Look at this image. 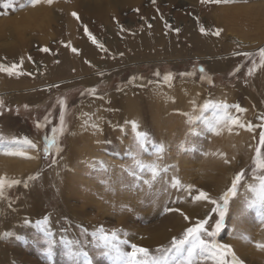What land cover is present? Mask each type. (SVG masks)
<instances>
[{
	"label": "rangeland",
	"instance_id": "obj_1",
	"mask_svg": "<svg viewBox=\"0 0 264 264\" xmlns=\"http://www.w3.org/2000/svg\"><path fill=\"white\" fill-rule=\"evenodd\" d=\"M160 1L155 0L154 3L153 0H133L120 4L118 0H111L109 17L122 16L121 23L124 25L122 28L147 25L149 34L153 30V22L156 18H159L161 24L163 23L162 29L173 30L172 26L177 22L174 18L175 12L183 11L188 13L187 17L192 21L198 20L199 29L201 26L206 29L207 25L213 32L221 29L223 41L231 47L225 50L224 42L220 41L219 51L216 54L199 53L200 51L191 49V45L187 44L188 35L183 34L178 36L179 45L189 47L184 58L157 56V59L137 61L129 59L121 47L123 46L121 37L114 40L115 51H113L111 38L100 36L97 30L94 35L92 34L97 43H93L92 38L86 33L87 40L95 47L103 45V48H111L112 51L104 50L109 58L102 56L95 61L93 55L89 57L82 53V45L75 42L78 52L84 54L88 62H97V64L84 74L51 78L50 81L43 79L45 78L43 69H37L43 67L44 62L35 54L36 50L42 48L47 38L49 43H53L51 48H55L58 37L56 29H60L62 24L59 13L63 16L56 3L63 2L67 5L71 4L70 0H53L51 4L41 0L36 5H32L29 0H14L8 7H4L5 0H0V28L14 32L15 29H19L24 32L26 39L28 38L26 40L28 44L18 41L19 37L1 39L0 48L14 47L16 52L20 50L26 55L30 54L32 58L30 63L35 66L36 78L40 75L37 79L39 82H35L36 85L34 83L23 90L7 89L4 79L0 78V98L5 102L0 118L11 119L13 127L22 137L38 145V149H32L25 143L1 144L5 151L19 150L37 158L38 164L33 171L13 178L30 183L28 177H37L61 162L72 164V168L67 172L74 176L65 178L66 184H62L63 188L58 192L65 208L72 209L69 216H64L62 219V228L57 229V220L47 215L40 220L47 217L48 227L55 233L56 245L53 248L52 258L49 259L44 252L47 245L38 227L39 220H36L24 223L32 231L31 233L21 236H15L11 232L8 234L9 238L6 242L11 252V259L7 260L8 264H69L61 236L83 241L82 247L91 256L93 264H117L114 254L101 256L98 253L96 248L98 241L91 234L101 225L107 231L117 230L120 238L127 240L129 244L151 248L152 255L159 256L160 253L156 250L171 248L173 241L172 238L167 244L165 240L168 237H164L169 234L164 227L167 224L168 213L171 212L166 209H173L174 214L175 209L186 208L189 203L193 204L195 202L193 197L199 190L207 192L209 196L214 194L210 198L220 200L232 186L236 174L242 170L245 173L244 178L238 186L237 195L229 201L225 227L216 240L221 244L231 245L236 256L244 264H264L260 260L264 257V250L256 246L258 242L263 243V241L246 240L245 234L235 237L222 236L227 228L233 229V226H230L231 221L236 222L235 226L241 225L243 228L242 218L240 216L234 218L237 203L244 205V212L252 217L250 224L252 223L253 227L260 226V230L264 231V222L261 221L258 209L248 207V202L254 197L248 189V185L256 183L254 170L255 175H264V171L256 169L255 166L257 148L261 149V155L264 156V146L260 145V133L264 132V67L259 66V49L264 48V35L261 34L264 33V0H220L218 3L215 2L209 11L206 10V0L203 4L200 3L201 0H196L198 2L176 0L172 9L168 11L163 10V7L168 6L167 1H163L162 4ZM155 4L157 5L153 6ZM194 4L199 5L198 8ZM85 21L82 25L80 19L76 20L77 28L83 27ZM67 27L66 24L63 25L61 33ZM178 28L180 30L183 28L182 21H179ZM31 29L36 31L32 37ZM75 32L82 35L80 28ZM179 32L175 34L178 35ZM247 53L252 55L248 56ZM54 55L58 58L61 53L55 51ZM5 57L6 53L0 54V63L9 65L5 62ZM104 59L111 62L110 66L104 63ZM118 59L120 63L116 64L114 61ZM253 62L257 67L253 74L249 75ZM94 67L99 71L97 72ZM26 72L33 76L32 69H26ZM169 72L174 74L173 79L166 82L164 76ZM182 73H194V75H181ZM2 78H5L4 74ZM91 89L96 90L95 94L90 91ZM18 95L27 97L18 100L16 97ZM28 98L34 99L28 100ZM61 98H66V109L59 103ZM92 102H105L103 106L109 108L105 110V115L100 113L97 117L94 114L97 120L91 117L92 120L97 121L96 124L91 119L87 120L90 124L85 125L84 133L81 134L88 140L84 143L82 138L75 140L72 135L76 127L78 109L82 107L85 109ZM209 102L239 105L245 111H239L235 107H230L228 111L232 116H238L245 127L231 126L229 131V125L221 124L214 129L212 124L222 113L212 108L205 110L203 106ZM25 105L27 107H24ZM128 106L133 108L130 109ZM98 110L102 109L98 108ZM62 114L65 119V131L60 135L54 132V129L60 127ZM132 121L139 125V131L148 132L151 137L150 142L139 151L138 158L146 163L156 161L162 169H166L160 173L151 188L145 183L151 178L150 172L147 169L130 167L133 165V156L138 152L135 136L132 135V132H136ZM37 124L42 126L37 127ZM94 124L98 127L94 128ZM141 126H144L145 130L141 129ZM130 137L134 138L132 143L129 142ZM53 138L56 144L52 145L51 154L45 155L44 148ZM161 143L165 146V151L157 161V146ZM84 144L87 146L84 147ZM57 146L62 148L59 154L55 150ZM5 151H0V157L27 159L22 156L6 155ZM77 159H81L80 162ZM101 161L107 166L106 169L101 165ZM225 165L228 166L229 171L225 185L221 186L220 181L218 185L217 175L218 170ZM123 173L129 178V182L125 184L117 180L118 177L124 176ZM175 179H179L182 186L173 187ZM20 185L7 189L4 197L16 200ZM187 185L194 187L189 190ZM47 203L45 209L51 211V204ZM218 218V214L212 212L209 225H214ZM69 219L77 220L73 223ZM195 221V223L192 221V224L190 222L186 227L189 225L192 227L198 219ZM178 225L174 226L173 232L177 240L183 239L184 235L181 234L185 233ZM67 227H71L74 234H67L68 231L63 230ZM84 229H87V233ZM244 241L249 243L252 249H257L259 255L253 256L250 251L248 253L239 243ZM122 250L131 249L125 245L122 246ZM182 259L183 257H178L174 253L169 254V260L174 264H180ZM211 261L215 263L214 260L208 259L200 260L198 264H210ZM80 264H87L83 257L80 258Z\"/></svg>",
	"mask_w": 264,
	"mask_h": 264
},
{
	"label": "bare ground",
	"instance_id": "obj_2",
	"mask_svg": "<svg viewBox=\"0 0 264 264\" xmlns=\"http://www.w3.org/2000/svg\"><path fill=\"white\" fill-rule=\"evenodd\" d=\"M130 1H133V0H118V3L125 4L126 2H130ZM163 1H167V3H168V6L163 7V10L168 11V10L172 9L176 0H161L160 1L161 4L163 3ZM198 1L195 0V2H198ZM70 2H71V4H67V5L63 2H57V3L55 2L56 5H59V7H60L58 9L63 13V16L61 13H59V19L62 20V24H61L60 29H56V31L58 32V35H57L58 37H57V42H56L55 48L54 49L51 48L53 43H49L48 38H47L44 40L45 44L41 46L42 48H40L39 50H36L37 53L35 55L38 57H41L42 61L44 62L43 67H41V68L36 67L39 70L43 69L45 71V73H44L45 78H43V79H50V81H51V78H55V79L57 78L58 79V77L84 74L93 65L97 64V62H94V63L88 62L85 59V55L82 53L87 54V56H89V57H91L93 55L95 57V61H97L99 59V57H102V56L106 57L107 59L109 58L108 54L104 50H111L112 51V49L111 48H100L99 46L95 47V46L91 45L90 41L87 40V35H86L87 32H85V30H84L85 25L87 26L88 30L93 35L95 34L94 32L95 31L97 32V30H98V33L100 36H108V38H111V42H112L111 46L113 48V51H115V48L113 46L114 40L121 37L123 39L122 40L123 46H121V47H123V50L128 55L130 60L136 59L137 61H141L144 59H146V60L147 59H150V60L151 59H157V56H159L158 58H176V59L177 58H184L185 57L184 55L186 54V50L189 49V47L187 48V47L179 45L178 36L183 35V34L188 35L187 44L191 45V49H195L197 51H200L199 53H205L208 55L216 54L219 51V42L220 41L224 42L223 41L224 36L222 34H220L219 36L214 35L213 34L214 32H213L212 28L209 27V25L206 26L207 34L202 33L198 27V20L195 19L194 21H192L191 19H189L187 17L188 13L186 14V12H183V11L175 12L174 18L177 22L172 26V27H174L173 30L162 29L161 25L163 23L161 24V21L158 20L159 18L158 19L156 18V20L153 22L154 23V25H153L154 26L153 27L154 34H153V30L148 34L149 29H148L147 25H144V24L142 26L138 25V26H136L138 28H136V27L130 28L129 26L126 28H122V27H124V25L121 23V21L123 19L122 16L119 15V16L109 17V12L111 11V8H112L111 7V0H100V1L90 0L88 2L86 0H70ZM200 3L203 4L204 2L203 3L200 2ZM205 3H206V10H208V11L215 4V2H207V0ZM156 5L157 4H155L153 6H156ZM189 6H190V4H189ZM191 6H193V5H191ZM198 6H196V7L198 8ZM84 8H85V10H83ZM239 8H241V7H239ZM64 11L66 13H64ZM242 11H245V10H242ZM74 12L79 15L80 20L82 21V25H83L84 20H86L84 26L79 27L82 35H79L75 32V30L79 29V28H77V25L75 22L77 19H75V17L72 15V13H74ZM131 16L132 15H130V17ZM33 19L36 21L35 18H33ZM41 20H42V18H41ZM50 20H51V18H50ZM179 21L183 22V28L180 30V32L177 35V34H175L176 33L175 29L178 28ZM28 23H29V21H28ZM41 23H42V21H41ZM65 24L68 27L65 31H63L61 33V29L63 28V25H65ZM261 25H263V24H261ZM15 30L17 31V32L15 31L16 33L13 30L4 31L3 29L0 28V40L8 38V37H19L20 39H18V41H20L24 44H28V42H26V40H28V38L26 39L24 32L19 30V29L18 30L15 29ZM35 34H36V31L33 29L31 31L30 35L32 37ZM261 34L264 35L263 32H261ZM75 42L77 44L80 43L82 45V50H81L82 53H79V52L74 53L72 51L73 47L77 48V44L75 46ZM114 44L119 45L117 43H114ZM224 44L225 45L223 46V48L225 50H227L231 47L226 42H224ZM44 47H48L50 49V51L49 52L42 51V49ZM15 49L16 48H14V47L10 48V49L0 48V54L6 53V57L4 58V60L9 65H11L13 63L19 64L20 60L23 59V65L19 69V71L23 74L8 75L7 73L0 72V78L4 79L3 82H4L7 89L23 90V89H26L28 87H31L32 84H34L35 82L38 83L39 81L37 79H39L40 75L36 78V73L34 72L35 66H32L30 63V60L32 58L28 59L30 54L26 55L23 51H20V50H19V52H16ZM55 51H59L61 53V55L58 58H56L54 55ZM101 60H102V58H101ZM103 61L107 66H110L111 62L106 61L105 59ZM114 62H116V64L120 63L119 59H118V61H114ZM34 64H35V62H34ZM26 69H30V70L32 69L34 73H31V74L33 76L29 75L28 72H26ZM95 69H97V72L99 71L98 68H95ZM40 73H42V72H40ZM3 74H4L5 78H2ZM97 74L98 73H96V75ZM95 77H97V76H95ZM83 78H85V77H83ZM77 79H79V78H77ZM52 80L54 81V79H52ZM63 80H64V78H63ZM81 81H82V79H81ZM37 83H35V85ZM128 93H129V91H128ZM128 93H127V95H129ZM42 94H44V93H41V95ZM39 95H40V93H39ZM16 97H18L17 98L18 100H22L23 98H26L27 96L25 97L24 95H20V96L18 95ZM32 99H34V98H31V99L28 98V100H32ZM116 101H117V99H116ZM104 103L92 102L91 104L89 103L90 106L86 107L85 109H84V107L78 109L76 127H75V130H74L73 135H72L73 139L78 140V139L82 138L84 143L88 142V140L85 138V136H82L81 134L85 128V125L90 124V123L89 124L87 123V120L90 121V119H91V121L96 124L97 121L95 122L91 118V117H93V119H94L96 117V116L94 117V114L97 115V114L101 113V114L105 115V110H107L109 108V106L108 107L103 106ZM95 107H97V109H95ZM128 107H130V109L133 108L132 106H128ZM98 108H100L102 110H98ZM97 117H98V115H97ZM1 118H0V136L3 137V140H0V151L1 150L5 151L3 149V146H1V144L5 143V142H8L9 144L16 143V145L23 144L24 143V141H23L24 137H22V135H20L18 133V131L13 127V123H12L11 119H4L3 120ZM95 119L97 120L98 118H95ZM141 129L145 130V127L141 126ZM86 131H89V130H86ZM133 134L135 136L136 132H132V135ZM82 139H81V141H82ZM133 141H134V138L130 137L129 142L132 143ZM86 146L87 145L84 144V147H86ZM71 153H73V152H71ZM32 157H35V155H32ZM63 160H65V159H63ZM77 160H78V162H80L81 159H77ZM37 164H38V162H37L36 157L34 159H24V158L22 159L20 157L13 159V158H6L5 156L0 157V175L7 174V176L9 178L21 177L25 173H27L29 171H33L37 167ZM66 164L64 162H61L60 164L56 165L54 168L47 169L46 171H44L43 173L38 175L36 177V179L31 180L30 183L27 182L28 187H24L23 184H22V186L20 185L18 188L19 193L17 194L18 196H17L16 200H10V199L5 198V197L3 199H0V264H8L9 259H11V252H9V250H8L9 247L7 246V242H6V239L9 238L8 234L11 232V234H14L15 236H21L22 234H28V233L32 232L29 229V227L24 224L26 220L30 221V222L36 221V220L40 221L42 219V217L47 215V216H49L51 218H55L57 220V223H58V226H56V227H58L57 229L62 228V219L64 218V216L68 217L70 210H72V209H69V207L65 208L64 203H63V199L60 198V195L58 193L63 188L62 184H66L65 178H67V177L73 178L74 177L72 175H69V173L67 172V170L70 171V169L72 168V164H68V163H66ZM227 167L228 166L225 165V166H222L218 170V175H217L219 177L218 185H219V181L221 183V186L225 185L224 183L226 181V176H227V173L229 171V168H227ZM77 174H79V173H77ZM117 180L123 184H125L126 182H129V178H128V176H126V174H124V176L122 175L121 177H118ZM77 181H79V180H77ZM216 182H217V180H216ZM127 184H129V183H127ZM252 184H254V183H252ZM57 187H59V190H57ZM122 188H123V186H122ZM119 191H116V192L118 193ZM213 195L210 194V197ZM47 202H49L51 204V207H52L51 211H48L47 208L45 209L46 204H48ZM240 204L241 203H237L235 205L234 214H236V216L234 215V218H236L237 216H240L242 218L243 228H241V225L239 227L235 226L236 222L231 221L230 226H233V229L230 230V227L227 228V230L222 234V236L231 235V236L235 237V236L245 234V235H247L246 240H252L253 241L254 239H257V240L263 241V243H264V231L260 230V226L257 227V225H255L253 227L252 223L250 224L252 217H250L248 214H246L244 212V210H243L244 205H242V204L240 205ZM212 207H213V205L209 201H204V200L196 201L195 200V202H193V204L189 203L186 208L185 207L179 208V211L177 213H175V211H174V214L172 213V211L169 212L167 224H165V227H164V229L167 231V233L169 232V234L164 236V237H166V236L168 237V238L166 237L167 238L165 240L166 243L168 244V241H170V239L172 240V238H175L173 236V232H174V226L176 224H179L178 227L180 228V230H181V228H183V231L182 230L181 231L185 232L186 229L189 228L190 225L188 227H186V226L188 224H190V222L192 224V221H194V223H195L196 222L195 220H197V219L203 220L206 217H211ZM257 212H259V211L257 210ZM185 216L189 217V219L186 220ZM70 220L71 219H69V221ZM75 221L71 220L70 222L75 223ZM79 228H80V226H79ZM175 229H177V227H175ZM63 230L65 232L68 231L67 234H70V233L74 234V230H72L71 227L64 228ZM166 231H165V233H166ZM176 232H175V234H176ZM5 234H7V235H5ZM178 234L180 235V233H178ZM181 235H184V234H181ZM179 238H180V236H179ZM239 243L248 253L250 251L253 256L259 255V254H257L258 250L252 249V247H250V244L246 243V241H244L243 243L242 242H239ZM263 250L264 249H262V251ZM263 253H264V251H263ZM260 260H261V262L264 263V257ZM204 264H207V263H204ZM210 264H215V263H213L211 261Z\"/></svg>",
	"mask_w": 264,
	"mask_h": 264
},
{
	"label": "snow or ice",
	"instance_id": "obj_3",
	"mask_svg": "<svg viewBox=\"0 0 264 264\" xmlns=\"http://www.w3.org/2000/svg\"><path fill=\"white\" fill-rule=\"evenodd\" d=\"M14 0H5L4 7L10 6ZM32 5H36L41 2V0H29ZM47 3L51 4L53 0H46ZM155 2V0H153ZM201 2H205V0H201ZM207 2H220V0H207ZM77 20L80 19L77 13H72ZM171 27V25H166ZM85 32L88 33L89 37L92 38L93 43H97L96 38L92 35V33L88 30L87 26H84ZM176 32H179L180 29L176 28ZM200 31L202 33L207 34V30L201 26ZM221 29H216L213 33L216 36H219L221 33ZM70 46V45H69ZM103 48V45H100ZM44 52H49L50 49L48 47H44L42 49ZM74 53L79 50L75 47L72 48ZM122 55V54H121ZM246 55L251 56V53H247ZM260 55V67H264V48L259 49ZM28 59H31L29 56ZM23 65V59L20 60L19 64L13 63L11 65H5L0 63V72L7 73L8 75H20L23 74L19 71L21 66ZM257 67L256 63L253 62V68L249 69V75L253 74V71ZM204 71V69H201ZM102 74V73H101ZM30 75V73H29ZM159 75V73H157ZM173 73L169 72L164 76V80L166 82H170L173 79ZM181 75H194V73H182ZM135 79V78H133ZM93 94H95V89L90 90ZM59 103L67 108L66 98H61ZM5 106V102L3 98H0V114H2V110ZM24 107H27L25 105ZM230 107H235L239 111H245L240 108L239 105L231 106L227 102H219L206 103L203 108L207 110L208 108H212L216 110L218 113H222L219 115L216 121L212 124L214 129L218 128L221 124L229 125V131H231V126H239L245 127L244 124L240 122L238 116H232L228 109ZM191 122V120L189 121ZM132 126L136 130L135 140L137 144L138 152L133 156V165L130 167L147 169L150 172L151 178L146 180L145 183L152 187L153 182L160 176L162 171H166V169H162L158 162H150L146 163L143 160L139 159V151L143 150L144 147L150 142L151 137L148 132L139 131V125L132 121ZM65 119L62 114L60 117V127L54 129V132L62 135L65 131ZM42 125L37 124V127H41ZM93 127H98L97 125H93ZM249 130H251V126L249 125ZM0 140H3V137L0 136ZM154 143V141H152ZM24 143L32 148L38 149V145L35 144L32 140L28 138H24ZM53 144H56L55 138L51 140L47 147L44 148L45 155L51 154V147ZM260 145L264 146V132L260 133ZM56 153L59 154L62 151V148L59 146L56 147ZM165 151V146L163 143L157 146V161L160 159L162 154ZM6 155L13 156H22L27 159H34L35 157L28 156L26 152L7 149L5 151ZM225 155V154H221ZM55 163V161H53ZM105 169L107 166L103 161L100 162ZM255 166L256 169H260L264 171V156L261 155V149H256V158H255ZM244 171L237 173L232 186L223 194L220 200L211 199L209 194L203 190H199L198 194L193 197L194 200L200 201H209L215 207L212 208V212L218 214V219L215 220L214 225H209V220L211 217H206L203 220H198V222L186 229L184 233L183 239L177 240L173 238L171 248H158L156 251L160 253L159 256L152 255V250L138 246L136 244H129L127 240H122L118 235L117 230L107 231L103 225L99 226L97 230L92 232V236L96 238L98 243L96 244V248L98 250L99 255H115L117 264H174V262H170L169 254L174 253L178 257H183L180 260V264H198L200 260H208L212 259L215 261V264H244L242 260H240L235 252L233 251L231 245L221 244L216 240V237L220 233V231L225 227V217L228 214L229 209V201L231 198L235 197L238 192V186L241 180L244 178ZM36 177L30 176L28 180H34ZM254 180L256 183L248 185V189L251 193L254 194V197L248 202V207H256L260 213L261 221L264 222V175H255L254 170ZM108 184L107 181H105ZM23 184L24 187H28L27 182L16 179L9 178L7 174L0 175V199H3L5 196V191L17 185ZM173 187L182 186L179 179H175V182L172 185ZM194 186L187 185V188L191 190ZM189 194L190 191H189ZM166 211H173V209H166ZM175 211H179V209H175ZM185 219H189V217L185 216ZM29 223V221H25ZM38 227H40L41 232L44 235V243L47 247L44 249V252L48 256L49 259L54 255L53 248L56 245L55 233L51 231L48 227L49 219L45 217L42 221L37 222ZM84 232L87 233V229H84ZM7 235V234H5ZM204 237H207L205 239ZM247 238V237H246ZM61 242L65 247V254L68 257L69 264H80V258L83 257L87 264H93L92 258L87 251L82 247L83 241L78 239H68L65 236H61ZM128 245L130 247V251L122 250V246ZM258 248L264 249V243L258 242L256 245ZM230 258V259H229Z\"/></svg>",
	"mask_w": 264,
	"mask_h": 264
}]
</instances>
